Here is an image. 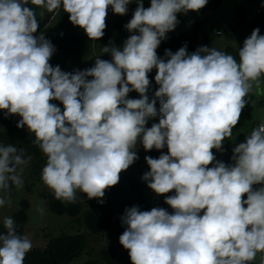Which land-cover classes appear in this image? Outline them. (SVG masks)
<instances>
[{
  "label": "clouds",
  "instance_id": "9594fccd",
  "mask_svg": "<svg viewBox=\"0 0 264 264\" xmlns=\"http://www.w3.org/2000/svg\"><path fill=\"white\" fill-rule=\"evenodd\" d=\"M209 0H0V113L18 116L46 158L42 183L55 200L76 204L77 193L103 204L106 191L147 151L167 148L141 179L172 209L138 205L120 217L119 243L131 264H264V121L232 149V163L218 160L253 85L264 79V35L256 27L238 58L215 47L187 43L157 49L180 23L178 14L203 9ZM130 33L122 48L111 41L86 69L63 71L50 61L57 51L29 4L54 12L99 41L109 10L124 16ZM155 69L158 88L150 97ZM135 91L139 98H129ZM52 101H58L63 109ZM158 103V107H157ZM158 119L147 127L149 120ZM32 159L26 149L0 143V193L24 187ZM211 165V166H210ZM174 193L171 195H165ZM246 197V198H245ZM10 199L0 195V208ZM38 211L43 214L44 209ZM0 264H24L33 248L12 216L2 220Z\"/></svg>",
  "mask_w": 264,
  "mask_h": 264
},
{
  "label": "rangeland",
  "instance_id": "374dc122",
  "mask_svg": "<svg viewBox=\"0 0 264 264\" xmlns=\"http://www.w3.org/2000/svg\"><path fill=\"white\" fill-rule=\"evenodd\" d=\"M144 6L146 8L149 7L150 0H144ZM136 7V3H131L128 12ZM34 8L36 14L40 16V25H43L45 28L53 27L61 29V14H58L59 9L54 12H48L46 9L38 6ZM119 16L109 10L106 24L109 20ZM257 18L264 19V0H222L219 6L206 9L203 12L190 11L187 15L178 14L180 23L174 31L168 33V38L161 43L157 49L158 55L161 58L164 57L165 50L163 47L175 34L190 30L196 21L204 19L208 21V26L212 27L209 31L211 39L210 47H215L238 58V48L242 47L244 39L251 34L254 28L259 27L260 33L264 35V24H256L254 22ZM72 28L74 31L75 29L78 31L80 37L81 34H84L85 42H89L91 47V54L85 58L70 60L69 65L72 69H79L80 66L91 67L98 55H100L101 59L111 60L110 54H103L101 52V48L103 47L101 39L99 41H90L82 29L74 26ZM217 30H221L222 34L218 35L216 33ZM129 35L130 33H128ZM123 42L116 46L122 48ZM81 52L82 49H80L79 53ZM155 74V69L149 73V78L152 81V87L148 93L150 97L158 88L154 81ZM250 96L252 102L243 110L238 127L233 131V136L231 139H226L223 142L224 151L213 150L216 158L222 162L232 163L230 158L235 145L243 142L246 135L250 134L252 128L261 121H264V79L261 80L259 87L253 85ZM2 117L3 115L0 113V137L2 138L3 136L8 144H12L11 131L6 128ZM152 123H158V119L148 121L150 127ZM136 151L139 159L120 174V181L116 186L106 191L103 198L104 203L100 204L96 199L88 200L87 198H81L82 211L75 217L68 213L57 214L50 209L46 198L52 193L42 183L40 179L41 171L37 172L35 170L33 160L31 159L23 173L24 187L21 189L13 187L10 193H0L5 199H10L9 204H5L0 208V223H2L4 217L12 216L17 224V213L25 211L26 222L23 235L26 234L30 237L33 248H44L50 239L61 235H73L79 232L87 234L89 236L87 248L81 256L71 261L70 264H86L91 259L100 260L103 250L107 248H113L117 252L122 251L124 248L119 243V236L123 233L125 227L122 229H111L102 235L90 234L89 229L84 223V213L86 211L97 210L105 218L111 217L116 210H125V208L133 205H138L143 211L151 210L152 207L157 206L163 207L169 212L172 211L170 206L164 203V196L155 194L147 187L146 182L141 179L145 173L143 172V167H148L144 159L145 156L154 158L157 150L146 152L141 145H138ZM162 151H167V148L162 149ZM45 163L46 158L41 167ZM171 194L174 193L165 195ZM80 196L81 193L78 192L77 197ZM141 199L145 200L146 205H140ZM40 208L44 209L43 214L38 211ZM253 264H259V255Z\"/></svg>",
  "mask_w": 264,
  "mask_h": 264
},
{
  "label": "trees",
  "instance_id": "16d2710c",
  "mask_svg": "<svg viewBox=\"0 0 264 264\" xmlns=\"http://www.w3.org/2000/svg\"><path fill=\"white\" fill-rule=\"evenodd\" d=\"M222 3V0H209L208 4L200 10V12L206 9L217 7ZM30 6V4H29ZM135 9L129 11L127 15L117 17L107 22V28L105 35L101 38L105 44H109L111 41L115 45L124 41L128 37V31L124 28V25L131 19L132 13ZM64 15V23L61 29L46 27L43 28L39 25L38 33L43 32L45 37L50 39L57 51L54 53L50 63L53 66L59 65L63 71H73L69 65L72 59H83L89 55L91 47L89 42H85L84 34L81 37L72 30L73 26L69 22L68 14L63 12L62 9L58 10V14ZM256 24H264V19L257 18L254 21ZM72 28V29H71ZM212 27L208 26V21L200 19L196 21L193 27L185 32L175 34L163 47V49H170L173 52L177 51L185 43L189 52H193L199 46H211V39L209 31ZM84 39H82L83 37ZM80 49L82 52L79 53ZM87 67L80 66V70ZM129 98H139V94L135 91L129 93ZM57 106L63 109V105L58 101H52ZM3 118V117H2ZM20 118L18 116H11L9 118H3L5 126L11 131L12 145L26 149V154L32 156L33 165L37 172H40L42 163L45 157L41 154L38 147L33 143L34 136L29 134L27 129H18L16 124ZM239 124V123H238ZM150 127L149 124L146 125ZM236 128L233 130L235 131ZM0 143L8 144L4 137H0ZM141 150V149H138ZM161 151H157L154 158H158ZM163 152V151H162ZM167 154V151L164 152ZM149 170V167H143V172ZM86 198L85 194L81 193L80 197H77L76 204H64L54 199L53 195L47 196V202L50 209L57 214L68 213L71 216H78L82 211V199ZM140 205H146L144 199L140 200ZM124 214V210H116L109 218H105L97 210H88L84 213V223L89 229L90 234L102 235L111 229H122L125 226L122 225L120 217ZM18 223L17 232L21 235L24 233V225L26 222L25 211L17 213ZM0 231H4L2 223H0ZM89 244V236L84 233H77L73 235H61L52 238L48 241L44 248H33L26 255L24 264H70L71 261L81 256ZM86 264H131L128 250L123 249L120 252L115 251L113 248L104 249L100 260L91 259Z\"/></svg>",
  "mask_w": 264,
  "mask_h": 264
},
{
  "label": "crops",
  "instance_id": "0c3cea01",
  "mask_svg": "<svg viewBox=\"0 0 264 264\" xmlns=\"http://www.w3.org/2000/svg\"><path fill=\"white\" fill-rule=\"evenodd\" d=\"M30 7H32V8H34L35 7V5H31L30 4ZM35 9V8H34ZM37 15V14H36ZM120 17V16H119ZM39 18H40V16L39 15H37V19L39 20ZM117 18V17H116ZM115 19V18H114ZM64 20H65V18H64V15H62L61 14V28H62V25H63V23H64ZM113 20V19H112ZM109 21H111V20H109ZM40 25V24H39ZM40 26H42L43 28H45L43 25H40ZM73 26V25H72ZM72 29V28H71ZM73 30V29H72ZM75 31L77 32V34H78V31L75 29ZM218 35H220V34H218ZM121 43V42H120ZM101 44L103 45V46H105V45H108V44H105L103 41H102V39H101ZM118 45V44H117ZM89 54H91V51H90V53Z\"/></svg>",
  "mask_w": 264,
  "mask_h": 264
},
{
  "label": "built area",
  "instance_id": "2783aa9c",
  "mask_svg": "<svg viewBox=\"0 0 264 264\" xmlns=\"http://www.w3.org/2000/svg\"><path fill=\"white\" fill-rule=\"evenodd\" d=\"M216 33L217 34H222V31L221 30H217Z\"/></svg>",
  "mask_w": 264,
  "mask_h": 264
}]
</instances>
